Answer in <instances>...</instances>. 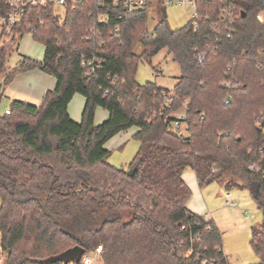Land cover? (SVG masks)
<instances>
[{
	"label": "trees",
	"instance_id": "1",
	"mask_svg": "<svg viewBox=\"0 0 264 264\" xmlns=\"http://www.w3.org/2000/svg\"><path fill=\"white\" fill-rule=\"evenodd\" d=\"M163 2L149 0L124 20L112 0H87L63 18L51 5L29 6L11 35L1 33L0 41H11L0 47V80L7 55L31 34L45 47L44 60L24 57L5 84L34 70L57 81L41 105L14 101L0 116L3 264H47L71 248L89 254L98 246L100 264H228L222 231L187 208L188 171L201 188L217 183L252 195L263 220L251 247L264 264V0H195L198 28L192 18L178 30ZM153 3L162 15L150 33ZM6 13L0 0V16ZM101 15H109L107 25ZM102 42L103 67L87 78L80 60ZM163 49L182 74L172 91L136 81L140 61ZM230 81L238 86L226 88ZM76 95L86 99L81 123L69 115ZM97 108L109 114L101 125ZM181 112L188 137L168 128ZM133 127L139 152L127 169L116 168L105 145Z\"/></svg>",
	"mask_w": 264,
	"mask_h": 264
},
{
	"label": "rangeland",
	"instance_id": "2",
	"mask_svg": "<svg viewBox=\"0 0 264 264\" xmlns=\"http://www.w3.org/2000/svg\"><path fill=\"white\" fill-rule=\"evenodd\" d=\"M163 4L167 21L173 30L187 26L195 14V9L190 4L181 6L177 0L171 2L164 0ZM161 15L162 12L159 11L158 6L155 3L151 4L148 22L150 33L157 26ZM10 41L9 36H4L0 41V47L3 43H10ZM137 52L141 53V49L138 48ZM24 57L38 62L43 61L45 57V47L35 41L31 34H25L14 46L13 51L7 55L5 62L7 75L18 68ZM7 75H4L0 80V84L4 86L0 98V116L11 109L14 101H21L35 106L41 105L45 93L54 90L57 84L55 77L39 70L18 74L6 85ZM181 75L178 63L167 49H163L151 62L140 61L136 81L140 85L152 82L159 88L172 91ZM85 104L86 99L81 95H76L69 105V115L77 123L82 121ZM108 118L107 111L102 108L96 109V125L103 124ZM137 132L138 128L133 127L128 131L119 133L107 142L105 148L111 152L108 160L111 165L119 169H127L134 161L140 149V142L134 138ZM181 134L184 137L189 136L186 123L182 124ZM207 188L208 192L213 195L214 201L219 200L222 203L217 218L223 233V245L229 258V264H259L260 259L251 247V238L253 228L261 226L263 214L258 209L252 195L247 190L237 188L231 193L239 206L228 207L223 202L226 190L222 186L215 183L207 186ZM245 211L248 213L247 216L243 214Z\"/></svg>",
	"mask_w": 264,
	"mask_h": 264
},
{
	"label": "built area",
	"instance_id": "3",
	"mask_svg": "<svg viewBox=\"0 0 264 264\" xmlns=\"http://www.w3.org/2000/svg\"><path fill=\"white\" fill-rule=\"evenodd\" d=\"M6 6H7V13L3 16H0V28L1 33L4 35H11L13 32V29L15 26L20 24L24 18V13L26 9L29 6H36V5H42V6H53L55 12L59 14L62 18L65 16V13L68 9L76 10L78 7L83 6L84 2L87 0H5ZM97 2L98 4L102 5L104 4L105 0H93ZM113 3L116 6H121L123 11L118 16L119 20H124L126 17H128L130 14H133L134 12L143 9L148 4L149 0H112ZM169 2L173 0H168ZM179 5L185 6L190 4L196 11V3L195 0H177ZM225 12V11H224ZM108 18L109 15H101L98 19V23L100 25H107L108 24ZM194 19V29L198 28L197 20L198 15H193ZM258 20L263 22L264 17L261 14L258 17ZM116 31H119V27L116 28ZM29 32L32 33L33 29L30 28ZM90 32H94V29H92ZM106 42H102L100 45V49L95 53H93L91 56H83L80 60V66L84 70V74L87 78H92L98 75L99 71L103 67L104 63V55H105V49ZM206 56L204 54L200 55L199 61L203 62L205 61ZM230 67L228 68V71H230ZM228 89L236 88L238 86L237 83L234 82H227L224 85ZM172 102V98H166L165 97V105L170 106ZM230 100L227 99L225 101V104H229ZM10 111L7 110L6 113L8 114ZM177 120L174 121L172 124L169 125V130L178 132L181 134V128L183 124V120L185 119V114L183 112L176 114ZM259 127L263 129L264 131V125L259 124ZM252 170L254 167L251 168ZM225 206L228 207H238L239 204L233 199L231 192H226L225 194ZM247 213H245L246 215ZM103 252V247L98 246L93 252L89 254H85L81 259V264H100V257ZM3 253H1L0 256V264H3Z\"/></svg>",
	"mask_w": 264,
	"mask_h": 264
},
{
	"label": "crops",
	"instance_id": "4",
	"mask_svg": "<svg viewBox=\"0 0 264 264\" xmlns=\"http://www.w3.org/2000/svg\"><path fill=\"white\" fill-rule=\"evenodd\" d=\"M3 87H4L3 84H1V92L3 91ZM183 178L185 183L189 186V188L192 191V197L187 205L188 210L195 215L205 218L206 220L213 221L220 229V225L218 223L219 219L217 218V214H218V210H220V206H222V203L219 202V200L214 201L213 195L210 192H208L207 187L205 188L200 187L194 173L188 171L184 174ZM233 199L237 202V200L234 197ZM223 202H225V196ZM245 213H247V211H245L243 214L245 215ZM247 215L248 213L246 214V216ZM223 250H224V245H223ZM227 260L229 264L228 256H227Z\"/></svg>",
	"mask_w": 264,
	"mask_h": 264
},
{
	"label": "water",
	"instance_id": "5",
	"mask_svg": "<svg viewBox=\"0 0 264 264\" xmlns=\"http://www.w3.org/2000/svg\"><path fill=\"white\" fill-rule=\"evenodd\" d=\"M0 95H1V84H0ZM85 255V250L81 247L71 248L62 254L49 258L44 261L47 264L62 262L64 264H79L81 262L82 257Z\"/></svg>",
	"mask_w": 264,
	"mask_h": 264
}]
</instances>
